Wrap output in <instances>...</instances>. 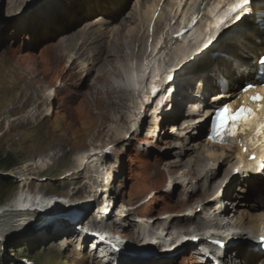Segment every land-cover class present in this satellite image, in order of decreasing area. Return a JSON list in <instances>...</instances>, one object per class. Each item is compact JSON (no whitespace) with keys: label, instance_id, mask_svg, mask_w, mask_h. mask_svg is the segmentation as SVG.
Masks as SVG:
<instances>
[{"label":"bare ground","instance_id":"1","mask_svg":"<svg viewBox=\"0 0 264 264\" xmlns=\"http://www.w3.org/2000/svg\"><path fill=\"white\" fill-rule=\"evenodd\" d=\"M19 1L21 0H7L6 8L12 11ZM201 1L50 0L30 11L24 19L16 17L15 32L28 38L30 43L35 37L41 40L63 28L68 29L77 19L81 21L93 13V16L80 22L79 26L57 35L56 41L48 45L51 54L60 59V55L64 56L72 68L75 66L73 60L79 58L76 62L78 69L95 70L93 80L102 83L110 107V117L122 122L120 126H117L120 123L110 126L111 133L107 140L112 142L123 139L127 133H137L143 126V114L150 104L142 134L147 138V144H153L157 140L167 143L163 156L159 157L160 162L150 171V185L160 184L167 175L164 185L166 192L178 184L177 201L180 203L176 205H183L182 203L188 202L189 195L200 191L195 205L185 209L177 217L169 216L164 222L163 227L166 228L173 220H188L189 224L186 226L172 225L168 239H173L176 244L172 248L162 247L151 255V241L143 239L142 246L131 250L132 254L128 251L125 253L129 258L137 256L134 261H127V264H171L172 255H177L183 247L195 250L199 257L201 255L200 264H212V261L201 254L199 244L204 242L197 243V246L191 245L194 242L192 239L198 236H208L226 241L227 244L234 243L230 249L224 250L210 246L212 254L207 257L215 258L216 264H264V244L258 241L259 234L264 230V163L246 157V163L241 165V159L234 155L230 146L211 144L205 139L206 115L220 104L234 101L245 81L252 80L258 56L264 49V28L255 20L258 13L264 12V0H248L247 3L244 0H211V10L216 15L208 28L204 29L201 22L188 27L187 16L191 10L200 6ZM129 3L133 4L130 6ZM234 17L236 22L225 31L226 36L220 40L218 38L206 52L198 55L205 39L208 41L216 32L214 21L225 18L227 22ZM180 27L187 30L172 44L169 35L177 32ZM210 31L212 32L209 33ZM149 38H152L151 44ZM197 47H200L199 50L191 55L195 60L189 58L195 64H184L186 56ZM167 51L170 55L165 60L167 54H164ZM159 60L162 66H156ZM110 75L114 78L112 82L108 78ZM168 81L170 84L162 91L159 101L156 100L152 105L158 85L163 88ZM179 117H182L181 123L177 122ZM167 118L171 122L164 132L167 137L160 139L161 127ZM87 152L76 157L77 167L70 170V175L78 177L80 169L84 171L92 167L91 163L94 161L96 164L101 163L102 155L105 154L103 151ZM34 163V168L37 169L34 172H39L46 166L39 159ZM223 164L225 165L221 168ZM15 173L20 174L8 172L16 178ZM84 173L86 174L85 171ZM29 174L26 172L18 176L19 193L14 205L0 208V230L4 232L19 228L22 221L36 219L30 218L39 216L48 205L49 200L42 198V195L36 193L37 195L30 197V193H27L31 184L28 181ZM87 179L71 194L86 192L87 188L88 191H93L91 176L88 175ZM232 180L236 184L231 187ZM106 198L107 196L90 207L91 212L83 213V217H80L82 221H78L79 228L67 227L72 230L68 232L61 230L65 223L63 221L57 229L54 226L51 233L57 236L65 234L62 231L74 234L79 229L87 231L102 225L105 217L111 216L102 211L104 208L114 210L112 223L119 222L122 206H116V203ZM94 209L102 211L101 214H94ZM54 218L56 219L51 217ZM44 231L41 237L47 235ZM155 234L154 240L160 238ZM112 244L117 245L113 241ZM177 248V252L170 253ZM92 249L94 251L95 248L91 247L90 250ZM140 249L145 251L139 252ZM101 251L103 253L100 254L104 256L107 251L112 250L102 246ZM155 255L158 256L154 257ZM120 257L116 256L114 259L117 261Z\"/></svg>","mask_w":264,"mask_h":264},{"label":"rangeland","instance_id":"2","mask_svg":"<svg viewBox=\"0 0 264 264\" xmlns=\"http://www.w3.org/2000/svg\"><path fill=\"white\" fill-rule=\"evenodd\" d=\"M6 1L0 0V208L14 205L19 193L18 176L26 172L30 173L29 189L26 186L30 197L38 194L49 201L39 216L30 218L36 219L22 221L19 228H12L7 232L0 230V264H127L134 261L137 256L129 258L125 254L123 259L120 257V263H115L110 256L104 257L103 254H100L102 259L97 258L92 256L93 249H89L92 256L90 257L87 247L78 243L74 234L67 233L72 230L61 229L67 232L62 231L65 234L59 235L60 239L57 240L59 236L51 233L54 226V229H57L63 224L62 218L67 216H63L65 212L74 209H82L83 213L91 212L90 207H94L106 196L116 203V206H122L120 221L112 223L114 210L104 208L102 211L110 213L111 216L105 217L102 225L93 228L118 246H122L123 253L128 251L132 254L131 250L142 246L143 239L151 241V255L162 247L172 248L176 244L173 239H168L172 225L178 227L189 223L188 220H173L164 228V222L169 216L177 217L182 211L195 205L200 191L189 195L188 202H181L183 205H176L178 184L166 192L164 185L167 175L162 178L160 184L150 185V171L160 162L159 157L163 156L167 148V143L160 140L147 144V138L142 134L150 104L143 114V126H140L137 133H127L123 139L112 142L107 140L111 133L110 126L118 123L120 124L117 126H120L122 122L110 117V107L102 83L93 80L95 70L78 69L76 62L79 58L73 60L75 66L72 68L64 56L60 55L61 59L55 57L48 47L56 41L57 35L79 26L80 22L94 14L91 13L81 21L77 19L68 29L63 28L60 32L51 33L41 40L35 37L28 43V38L15 32L16 17L24 19L30 11L50 0H21L12 11L6 8ZM234 18L227 22L225 18L214 21L216 32L212 38L205 41L198 55L206 52L218 38L220 40L226 36L225 31L236 22ZM151 39L149 38V44ZM199 48L186 56L187 61L184 64H195L190 62L189 58ZM164 55L166 60L170 55L169 51ZM191 59L195 60L193 56ZM158 65L162 66L160 60L157 61L156 66ZM108 78L111 82L114 80L111 75ZM169 81L171 82V79ZM169 81L164 83L163 88L160 86L159 91L157 89V95L152 98V105L161 97L162 91L170 84ZM181 118L179 117L177 122L181 123ZM167 120L168 118L161 127L160 139L167 137L164 132L171 124ZM100 151L105 153L101 160L103 164L97 165L94 161L91 163L94 166L84 170L86 174L80 169L78 177L70 175V170L77 167L78 155ZM38 159L46 166L43 170L34 172L37 170L34 168V162ZM166 159L168 157L164 160ZM224 165H221V168ZM8 172L20 174L15 173V178ZM88 175L91 176L93 191L90 192L87 188L86 192L71 194L77 187L82 186L84 181H88ZM232 182L231 187L236 184L235 181ZM60 192L68 194L62 195ZM86 203L89 205L86 206ZM94 210L97 211L93 212L96 215L102 212ZM82 215L80 217H83ZM79 225L76 228H79ZM43 231L47 235L41 237L44 235ZM154 234L160 238L154 240ZM62 244L64 246L61 247ZM178 250L172 249L170 253ZM98 252L103 253L101 249ZM177 253L172 255L171 264H200L202 261L201 255L200 258L195 250L191 251L187 247ZM156 256L158 255L154 257ZM162 262L164 263L163 260Z\"/></svg>","mask_w":264,"mask_h":264},{"label":"snow or ice","instance_id":"3","mask_svg":"<svg viewBox=\"0 0 264 264\" xmlns=\"http://www.w3.org/2000/svg\"><path fill=\"white\" fill-rule=\"evenodd\" d=\"M244 2L247 3L248 0H244ZM248 87H251V85H249ZM245 91H247V88H245ZM253 99H264V97H254ZM229 112H230L229 108L225 105L222 108L221 112L217 114V120L220 121L221 126H223V124L228 119H231L233 123H235L236 120H243L245 123H247V117L245 113H250L251 110L246 108H241L234 115L231 116L227 115L229 114Z\"/></svg>","mask_w":264,"mask_h":264},{"label":"water","instance_id":"4","mask_svg":"<svg viewBox=\"0 0 264 264\" xmlns=\"http://www.w3.org/2000/svg\"><path fill=\"white\" fill-rule=\"evenodd\" d=\"M76 211H77V210H75V209H74V210H70V211L65 212V214H66V215H68V214H75ZM142 248H143V247H142ZM151 249H152V247H151L149 250H151ZM134 250H135V249H133L132 251H134ZM146 250H147V249H146ZM142 251H145V250H144V249H140V250H139V252H142Z\"/></svg>","mask_w":264,"mask_h":264}]
</instances>
